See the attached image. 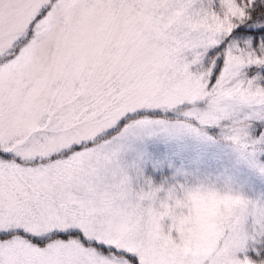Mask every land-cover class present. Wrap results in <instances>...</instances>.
Returning <instances> with one entry per match:
<instances>
[{
	"label": "snow or ice",
	"instance_id": "snow-or-ice-1",
	"mask_svg": "<svg viewBox=\"0 0 264 264\" xmlns=\"http://www.w3.org/2000/svg\"><path fill=\"white\" fill-rule=\"evenodd\" d=\"M0 264H264V0H0Z\"/></svg>",
	"mask_w": 264,
	"mask_h": 264
}]
</instances>
